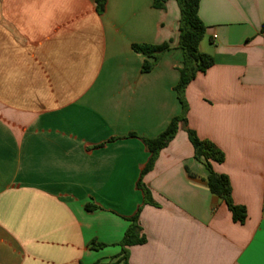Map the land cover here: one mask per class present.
<instances>
[{
	"label": "crops",
	"instance_id": "1",
	"mask_svg": "<svg viewBox=\"0 0 264 264\" xmlns=\"http://www.w3.org/2000/svg\"><path fill=\"white\" fill-rule=\"evenodd\" d=\"M199 16L215 64L142 175L143 139L183 114L178 3L0 0V264H264V0H201ZM165 43L144 73L132 45ZM186 127L224 154L213 170L244 224L210 192ZM137 214L146 242L125 253Z\"/></svg>",
	"mask_w": 264,
	"mask_h": 264
},
{
	"label": "trees",
	"instance_id": "2",
	"mask_svg": "<svg viewBox=\"0 0 264 264\" xmlns=\"http://www.w3.org/2000/svg\"><path fill=\"white\" fill-rule=\"evenodd\" d=\"M108 0H95L98 12L104 14ZM168 0H154V7L158 9H165ZM181 11V18L179 23V49L183 53V61L179 71V81L175 87L178 100L183 107V114L171 120L167 128L154 139H143L148 150L150 151V158L142 171V175L148 173L155 162L159 152L166 148L172 141L179 129V124H186L185 113L187 105L184 100V94L188 85L199 75L204 74L214 64V58L200 52V44L206 35L207 27L199 16V6L201 0H175ZM264 31V25H263ZM134 52L142 54L146 57V61L142 66L144 73L150 72L159 61L161 55L171 49L169 43L162 45L149 44H135L132 45ZM189 140L194 148V158L202 162L207 171V184L210 192L224 201L232 213L233 220L244 224L247 219V211L243 206H238L232 199V190L227 176L217 174L213 170V163L221 164L224 162V154L210 141H204L198 138L195 131L186 127ZM131 136H135L132 134ZM187 173L194 176L187 168ZM146 198V203L152 204L151 193L141 182L138 184ZM139 212V211H138ZM131 221L132 226L129 228L124 239L121 242L124 252L126 248L141 245L146 242L145 236L142 234V229L138 224V214L134 216ZM100 264V263H97Z\"/></svg>",
	"mask_w": 264,
	"mask_h": 264
},
{
	"label": "rangeland",
	"instance_id": "3",
	"mask_svg": "<svg viewBox=\"0 0 264 264\" xmlns=\"http://www.w3.org/2000/svg\"><path fill=\"white\" fill-rule=\"evenodd\" d=\"M201 43H203V47L200 49V52H207L206 51V47H207V44L209 43V38H208V36L207 35H205V37L203 38V40H202V42Z\"/></svg>",
	"mask_w": 264,
	"mask_h": 264
}]
</instances>
